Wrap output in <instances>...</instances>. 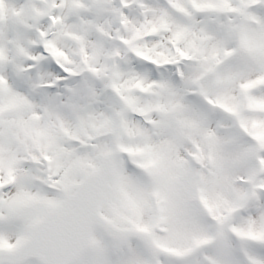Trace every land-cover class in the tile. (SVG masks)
Listing matches in <instances>:
<instances>
[{"label":"snow or ice","instance_id":"snow-or-ice-1","mask_svg":"<svg viewBox=\"0 0 264 264\" xmlns=\"http://www.w3.org/2000/svg\"><path fill=\"white\" fill-rule=\"evenodd\" d=\"M0 264H264V0H0Z\"/></svg>","mask_w":264,"mask_h":264}]
</instances>
